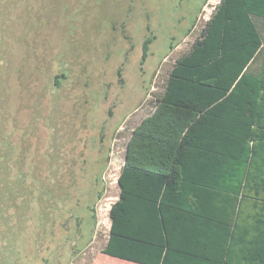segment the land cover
<instances>
[{
  "label": "rangeland",
  "instance_id": "obj_1",
  "mask_svg": "<svg viewBox=\"0 0 264 264\" xmlns=\"http://www.w3.org/2000/svg\"><path fill=\"white\" fill-rule=\"evenodd\" d=\"M203 1L0 0V264H139L102 252L108 210L133 128L219 2L174 48Z\"/></svg>",
  "mask_w": 264,
  "mask_h": 264
},
{
  "label": "trees",
  "instance_id": "obj_2",
  "mask_svg": "<svg viewBox=\"0 0 264 264\" xmlns=\"http://www.w3.org/2000/svg\"><path fill=\"white\" fill-rule=\"evenodd\" d=\"M252 15L264 17V0H219L175 58L127 141L103 253L139 264H264V59L258 73L245 71L262 44Z\"/></svg>",
  "mask_w": 264,
  "mask_h": 264
},
{
  "label": "crops",
  "instance_id": "obj_3",
  "mask_svg": "<svg viewBox=\"0 0 264 264\" xmlns=\"http://www.w3.org/2000/svg\"><path fill=\"white\" fill-rule=\"evenodd\" d=\"M207 2H209V0H204L201 7L199 8V11L197 13V16L195 18V22L194 24H192L191 27H188L186 29V32L182 38V40L176 44L174 46L177 47L181 42L183 43V41H185V39L187 37H189L190 33L192 32V29L195 27V23L196 21L198 20L199 16H200V13L203 9H205V6L207 5ZM214 9V8H213ZM252 20L253 22L255 23L256 25V28L261 36V39H262V44H261V47L258 51V53L256 54V56L249 62V64L246 66L245 68V71H248V72H252V73H258L260 71V68H261V63H262V60L264 59V17L262 16H258V15H252ZM151 37L154 38L153 35H151ZM152 41V40H151ZM167 57L164 56L163 59H165ZM175 60V59H174ZM174 62V61H173ZM93 216H94V210H93Z\"/></svg>",
  "mask_w": 264,
  "mask_h": 264
},
{
  "label": "bare ground",
  "instance_id": "obj_4",
  "mask_svg": "<svg viewBox=\"0 0 264 264\" xmlns=\"http://www.w3.org/2000/svg\"><path fill=\"white\" fill-rule=\"evenodd\" d=\"M109 211V210H108Z\"/></svg>",
  "mask_w": 264,
  "mask_h": 264
}]
</instances>
